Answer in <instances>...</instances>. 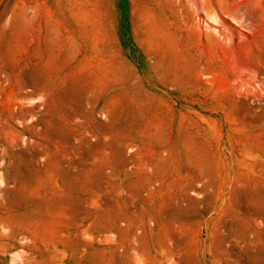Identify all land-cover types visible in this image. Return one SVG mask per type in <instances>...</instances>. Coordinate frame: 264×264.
I'll list each match as a JSON object with an SVG mask.
<instances>
[{
    "label": "rangeland",
    "instance_id": "1",
    "mask_svg": "<svg viewBox=\"0 0 264 264\" xmlns=\"http://www.w3.org/2000/svg\"><path fill=\"white\" fill-rule=\"evenodd\" d=\"M0 264H264V0H0Z\"/></svg>",
    "mask_w": 264,
    "mask_h": 264
}]
</instances>
